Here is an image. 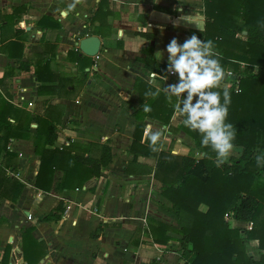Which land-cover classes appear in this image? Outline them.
<instances>
[{
  "label": "crops",
  "instance_id": "crops-1",
  "mask_svg": "<svg viewBox=\"0 0 264 264\" xmlns=\"http://www.w3.org/2000/svg\"><path fill=\"white\" fill-rule=\"evenodd\" d=\"M100 1L0 0V104L2 96L31 113L44 112L45 97L37 93L34 72L38 55L46 50V57H53L52 66L72 76L74 82L68 92L59 89L52 101L65 108L58 144L75 141L86 146L101 142L112 149V162L82 189H61L55 184L53 191L44 192L35 186L40 156L35 152L34 141L11 140L8 149L15 156L8 159L7 174L16 177L22 188L15 201H0V264H28L25 247L35 264L184 262L175 248L178 241L158 244L143 224L144 217L148 225L152 217L178 227L175 218L163 208V204L170 207L171 203L161 195L160 183L152 173L135 174L140 171L137 166L134 174L125 169L133 157L130 148L139 123L134 116L139 108L136 79H148L152 72L146 69L142 58L153 46L154 57L157 51L161 52V60L155 59L168 64L166 49L173 38L183 44L196 31L204 30L203 0H105V13L97 17ZM15 8L19 12L7 18ZM44 15L53 17L60 26L40 28L38 22ZM142 33H149L154 39ZM91 35L99 36L102 42L96 56L84 54L78 45ZM73 48L80 50L81 57L91 58V65L84 69L86 74L81 70V61L69 59L68 52ZM27 64L29 69H25ZM178 82L175 74L172 79L155 84L163 89ZM30 100L35 101L34 109H28ZM183 118L176 112L172 125L177 126ZM145 123V129L149 125L153 130L160 129L163 138L170 141L167 133H173L169 126L162 130L164 124L151 118ZM36 128L37 123L32 122V132ZM178 134L187 136L182 131ZM178 142L186 147L180 138ZM172 152L180 153L174 149ZM190 155L199 157L200 153ZM138 162L149 172L155 168L156 160L140 156ZM62 176L63 171L57 173V181ZM59 204L61 209L56 210ZM233 222L237 227L241 223L236 219ZM29 228L32 233L24 238ZM257 244L248 243V251L253 254L254 248L260 254Z\"/></svg>",
  "mask_w": 264,
  "mask_h": 264
},
{
  "label": "trees",
  "instance_id": "trees-1",
  "mask_svg": "<svg viewBox=\"0 0 264 264\" xmlns=\"http://www.w3.org/2000/svg\"><path fill=\"white\" fill-rule=\"evenodd\" d=\"M104 3L105 0L99 2L97 17L105 13ZM203 8L204 30L195 34L202 40L214 41L222 65L227 70L231 69L239 79V90L229 89L231 104L228 116L229 122L237 128L235 144L239 154L232 155L222 167H216V154L211 148L202 146L198 132L186 128L183 121L172 126L176 113L173 105L178 102L177 98L173 97L169 103L163 89L156 98L145 96L146 92L156 89L148 79L139 76L135 83L139 108L134 112L139 123L130 148L133 157L125 170L134 174L138 171L134 169L137 166L140 171L135 174L152 173L160 183L161 195L171 203L170 207L163 204V208L175 218L178 227L151 217L148 233L158 244L178 241L183 264H264V167H257L255 161L257 154L264 153V0H203ZM19 10L15 8L7 18H12ZM38 25L40 28L60 26L49 15H44ZM142 35L154 39L149 33ZM147 50V57L142 58L146 69L167 75L168 64L155 59L153 46ZM55 52L52 51L51 55L54 56ZM46 54L44 50L38 55L34 72L37 93L45 97L46 106L42 114L18 108L1 96L0 201L3 198L15 201L22 188L16 177L7 174L8 159L15 156L8 149L12 139L34 141L35 152L40 156L35 186L44 192H51L58 185L61 189H82L89 179L101 176L102 169L112 162V149L107 144L93 142L85 146L75 141L58 144L59 125L65 108L52 101L59 89L64 88L68 92L74 82L65 71L55 69L53 57L47 58ZM79 54L80 50L74 48L68 52L69 59L82 62L81 70L86 74L84 69L91 65V58H83ZM25 69H29L28 64ZM144 104L150 111H143ZM147 118L169 126L171 132H185L200 156L173 153L171 149H163L161 144L157 150H152L145 136ZM32 122L37 123L34 132ZM140 156L154 158L155 168L145 172L147 167L138 162ZM60 171H63V176L59 182L57 173ZM203 205L205 210L201 208ZM55 209L60 210L61 204ZM228 213L238 221L253 224L252 228L232 227L226 220ZM32 230L29 228L24 238ZM255 241L258 242L259 257L247 249L248 242ZM24 251L28 264L37 263L26 247Z\"/></svg>",
  "mask_w": 264,
  "mask_h": 264
},
{
  "label": "clouds",
  "instance_id": "clouds-1",
  "mask_svg": "<svg viewBox=\"0 0 264 264\" xmlns=\"http://www.w3.org/2000/svg\"><path fill=\"white\" fill-rule=\"evenodd\" d=\"M166 50L167 72L178 74L179 82L164 86L163 92L169 103L173 97L177 98L173 107L184 117V126L200 134L202 146L211 148L216 154L215 166L222 167L237 149V128L228 120L231 93L228 87H222L231 73L222 65L213 40L205 41L193 34L181 44L173 38ZM160 53H155L158 61L161 60ZM161 76L153 71L150 81L155 82ZM152 86L156 90L146 92L145 96L156 98L161 86L155 83ZM143 111H150L149 106L144 104ZM145 136L154 151L163 141L162 131L153 130L151 125L146 127ZM255 161L257 167H264V153L257 154Z\"/></svg>",
  "mask_w": 264,
  "mask_h": 264
},
{
  "label": "rangeland",
  "instance_id": "rangeland-1",
  "mask_svg": "<svg viewBox=\"0 0 264 264\" xmlns=\"http://www.w3.org/2000/svg\"><path fill=\"white\" fill-rule=\"evenodd\" d=\"M228 71L230 72V71H232L231 69H228ZM233 72V71H232ZM224 86H226V84H225V82H224V85H222V87H224ZM229 89H233V88H229ZM234 90V89H233ZM35 108V107H34ZM184 119V118H183ZM178 125V124H177ZM172 126H176V125H172ZM173 134L172 135H169L168 133H167V135L168 136H170L171 137V139H170V141L168 140V142L163 138V141H162V143H161V146L162 147H165L166 149H174V150H177V151H179L180 153H178V154H186V155H190V154H194V155H198V150L197 149H195L194 147V142L192 141V139H190V137L188 136H186V137H181L178 133L179 132H172ZM181 139V142L184 144V145H186V147H189V148H186V147H184V146H181V144H180V142H178V139ZM172 140V141H171ZM167 142V143H166ZM170 142V143H169ZM176 145L178 146L177 148H176ZM239 154V151H238V149H236V151L233 153V155H238ZM201 208L203 209V210H205L206 209V206H201ZM172 217V216H171ZM173 218V217H172ZM174 219V218H173ZM233 219H234V217H233V214L232 213H228V216L226 217V220L230 223L231 221V226H233V224L235 225V226H233V227H237V225H236V223H234L233 222ZM241 223H239V227H248L249 226V224H246L245 222H242V221H240ZM173 223V222H172ZM171 223V224H172ZM253 225V224H252ZM175 236H179L177 233H175ZM249 243V242H248ZM250 244H252V243H249V245ZM175 248H177V251H179V253L181 254L182 253V251H181V248H180V244H178L177 245V247H175ZM253 254H256V255H258L259 253L257 252V250H255L254 248H253ZM155 262H156V260H155ZM155 262L153 263V262H151V264H155ZM157 264V263H156Z\"/></svg>",
  "mask_w": 264,
  "mask_h": 264
},
{
  "label": "built area",
  "instance_id": "built-area-1",
  "mask_svg": "<svg viewBox=\"0 0 264 264\" xmlns=\"http://www.w3.org/2000/svg\"><path fill=\"white\" fill-rule=\"evenodd\" d=\"M61 17H63V16L61 15ZM151 73H152V72H150L149 75H148V80H149V81H150ZM230 73H231V76L228 77V78L226 79V81H225L226 87H228V88H233L234 90L238 91V90H239V79H238V78H235V74H234L232 71H230ZM174 75H175V74H170V73L167 72V75H166V76H161L157 81H162V80H164V79H166V78H168V79H172V77H173ZM170 77H171V78H170ZM234 78H235V79H234ZM150 82H152V81H150ZM155 82H156V81H155ZM155 82H154V83H155ZM34 107H35V101H34V100H30V101L28 102V109H34ZM167 129H168V126H166V125H164V126L162 127V130H167ZM227 216H228V214H227ZM227 216H226V217H227ZM143 224H144L145 228L149 231V225H148L147 217H144V218H143ZM247 228L251 229V228H252V224L250 223L249 226H248Z\"/></svg>",
  "mask_w": 264,
  "mask_h": 264
},
{
  "label": "water",
  "instance_id": "water-1",
  "mask_svg": "<svg viewBox=\"0 0 264 264\" xmlns=\"http://www.w3.org/2000/svg\"><path fill=\"white\" fill-rule=\"evenodd\" d=\"M246 33V31H245ZM80 50L88 56H96L101 49L102 42L99 36L91 35L80 40L78 43ZM37 90V88H36Z\"/></svg>",
  "mask_w": 264,
  "mask_h": 264
}]
</instances>
